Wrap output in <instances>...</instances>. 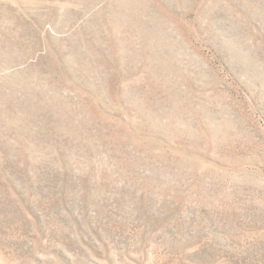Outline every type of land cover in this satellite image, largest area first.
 Listing matches in <instances>:
<instances>
[{"label": "rangeland", "instance_id": "1", "mask_svg": "<svg viewBox=\"0 0 264 264\" xmlns=\"http://www.w3.org/2000/svg\"><path fill=\"white\" fill-rule=\"evenodd\" d=\"M0 264H264V0H0Z\"/></svg>", "mask_w": 264, "mask_h": 264}]
</instances>
